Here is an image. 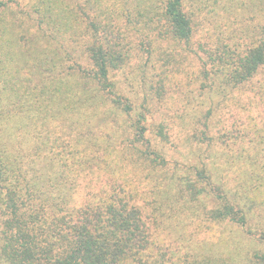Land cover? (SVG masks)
I'll return each mask as SVG.
<instances>
[{
	"label": "trees",
	"instance_id": "16d2710c",
	"mask_svg": "<svg viewBox=\"0 0 264 264\" xmlns=\"http://www.w3.org/2000/svg\"><path fill=\"white\" fill-rule=\"evenodd\" d=\"M0 264H264V0H0Z\"/></svg>",
	"mask_w": 264,
	"mask_h": 264
}]
</instances>
